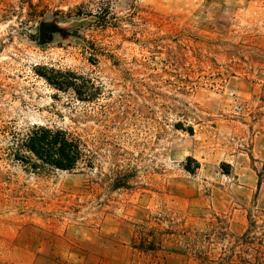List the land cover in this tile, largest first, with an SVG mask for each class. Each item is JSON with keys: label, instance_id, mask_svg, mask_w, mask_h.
<instances>
[{"label": "rangeland", "instance_id": "obj_1", "mask_svg": "<svg viewBox=\"0 0 264 264\" xmlns=\"http://www.w3.org/2000/svg\"><path fill=\"white\" fill-rule=\"evenodd\" d=\"M0 264H264V0H0Z\"/></svg>", "mask_w": 264, "mask_h": 264}, {"label": "trees", "instance_id": "obj_2", "mask_svg": "<svg viewBox=\"0 0 264 264\" xmlns=\"http://www.w3.org/2000/svg\"><path fill=\"white\" fill-rule=\"evenodd\" d=\"M44 136V135H43ZM34 154L40 157L44 156L42 152L46 153L49 157L55 156L56 162H51L53 166L57 169L68 170L74 165L78 160L85 159L84 150L80 142L68 138L66 134H55L52 136L51 140L47 137L37 138L36 142L30 148ZM53 152V153H51ZM45 163L47 160H43ZM65 162L66 164H63ZM89 163V161L87 162ZM261 175H259L260 182Z\"/></svg>", "mask_w": 264, "mask_h": 264}]
</instances>
